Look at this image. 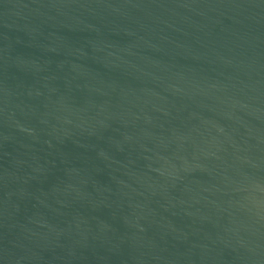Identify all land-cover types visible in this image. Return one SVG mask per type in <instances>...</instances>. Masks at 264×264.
I'll return each mask as SVG.
<instances>
[{"label":"water","instance_id":"95a60500","mask_svg":"<svg viewBox=\"0 0 264 264\" xmlns=\"http://www.w3.org/2000/svg\"><path fill=\"white\" fill-rule=\"evenodd\" d=\"M0 264H264V0H0Z\"/></svg>","mask_w":264,"mask_h":264}]
</instances>
